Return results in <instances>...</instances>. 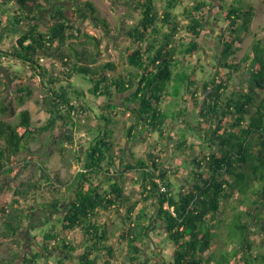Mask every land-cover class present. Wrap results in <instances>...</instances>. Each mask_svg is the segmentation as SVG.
<instances>
[{"label":"trees","instance_id":"1","mask_svg":"<svg viewBox=\"0 0 264 264\" xmlns=\"http://www.w3.org/2000/svg\"><path fill=\"white\" fill-rule=\"evenodd\" d=\"M163 1L161 6L158 0L126 1L139 19L123 24L129 41L121 53L125 70L114 72V62L102 61L101 39L82 29L88 21L104 36L119 33L92 1L13 0L12 24H32L12 48L5 46L6 35L0 34V63L2 59L16 60L39 77L37 85L44 96L36 102L48 118L34 126L27 109L16 110L32 97V89L22 83L7 88L15 105L6 94L1 96L0 115L16 116L17 120L0 118V178L14 179L30 159L44 157L46 151L33 152L30 143L43 132L55 136L63 131L61 125L68 132L55 142L60 144V157L67 161L71 157L74 164L81 161L82 165L69 180L57 175L52 178L42 166L40 178L6 185L12 198L7 206H0V244H20L18 234L27 229L30 214L37 208L50 214L41 219L38 229L53 219L56 225L40 233L42 251L32 250L24 258L13 251L0 264H37L48 253L62 264L74 258V252L76 264H99L95 250L109 241L104 229L110 216L99 217L123 211V232L114 230L125 242L127 261L122 264H165L159 254L145 259L142 255L156 224L164 227L163 242L171 250L167 264H264V255L251 253L255 235H264V43L255 38L250 54L237 61L234 58L235 34L249 32L255 9L245 0H193L176 13L177 0ZM215 3L226 28L213 38L220 56L213 58L211 73L196 54L208 10ZM3 21L2 16L0 27ZM75 75L89 83L86 91L73 87ZM5 81L0 72L1 91L7 86ZM93 98L102 101L98 104ZM173 99H182L184 107ZM168 103L173 109L167 108ZM119 115L130 118L123 128L127 145L157 133L164 148H151L144 158L116 156L112 131ZM87 117L90 125H86ZM92 123L94 128H90ZM174 124L187 132L171 146L163 141L172 138ZM77 131L85 132V144L78 145L83 152L78 149L80 154H68ZM168 148L173 158L178 151L183 157L190 150V158L185 162L181 158L174 168L166 162ZM122 149L120 153L125 152ZM170 167L186 174L178 188L169 176ZM40 180L51 197L37 202ZM222 201L230 202V213L223 215ZM245 201L249 204L241 212L246 223L232 228L235 211ZM222 232L226 239L222 242L235 247L232 255L212 249L213 236ZM76 233L82 238L80 252L71 239ZM261 240L257 247L264 246V236ZM111 250L110 246L103 264H110Z\"/></svg>","mask_w":264,"mask_h":264},{"label":"rangeland","instance_id":"2","mask_svg":"<svg viewBox=\"0 0 264 264\" xmlns=\"http://www.w3.org/2000/svg\"><path fill=\"white\" fill-rule=\"evenodd\" d=\"M90 1H92L94 5L97 7L101 16L107 19L111 28L119 33H114L113 35L109 37L104 36L97 28L93 26V24H91L88 21H86L83 24L82 29L101 39L102 61L114 62V64L117 66V69L114 72H122L125 70V60L121 56V53H122V50L125 48V46L129 44V41L126 40L125 38V33L127 29L125 26H123V24H132L133 21H136L139 19V15L137 12L133 11L130 8V6L128 5V2H126L127 0H114L113 2L111 0H90ZM216 1L219 3L218 0ZM176 3L178 5L174 7L175 10L173 11L176 13H179L182 11L183 7L190 6L193 3V0H177ZM227 3H229V0H227ZM245 3L252 5V7L255 9L254 10L255 16L250 26L249 32L235 34L238 37V41L235 42V45H234V48L236 49V53L234 56L235 61L251 53L250 47L255 38L261 39L262 42L264 43V0H245ZM158 4L161 6L164 4V1L162 0L161 2V0H158ZM218 6L219 4L217 5L215 3V5L212 6L211 9L208 10V17H207L205 30L200 37V43H201V46H199L200 50L196 54V57L199 58L200 63L209 65L208 71L210 72H211V69L214 67L211 65L213 63V58L215 60V59H218L220 56V49L217 47V43L213 41L214 40L213 38L215 34H217L220 31L224 33L225 28H226L219 14L221 9ZM10 8L11 6L8 8L9 11L7 12V14L8 13L10 14ZM4 13H6V11H4L3 14ZM15 61L16 60H13V61L11 60V62L9 61V66L21 72L23 70L22 69L23 66L19 62L16 63ZM34 78H35L34 80H32L31 78L26 79L25 83H22L26 86H29L32 89L33 94L31 95L32 97L28 99L24 105H22L21 107H16V110L19 111L21 109H28L31 113V118H32L31 122L34 124V126H39L40 124H43L44 122H46L48 115L43 109V107L37 104L36 102V100H39L42 96H44V90L40 86L37 85L38 84L37 77H34ZM71 81H72L73 87L82 89L83 91H86V89L90 86L89 83L85 81L79 75H75ZM5 94L9 97L8 99L11 102H13V104L15 105L14 101L12 100L13 97L10 94H8V90L5 89L4 87L2 88V91L0 90V97ZM95 100H100V99L97 98V99H94V101ZM173 100L178 101L177 103L179 107H184L185 102L182 99L180 100L173 99ZM167 108H169V110L173 109V104L171 105V103H168ZM194 109H195L194 104L191 103L189 111L191 112L192 115H193L192 110ZM0 118L8 120L10 122H16L17 120L16 116H1L0 115ZM191 119L192 117L190 116L187 118L188 121H190ZM87 120L88 121L86 125L87 124L90 125L91 122L88 117H87ZM117 120L118 122L115 124V126L113 127V131H112L113 141L116 142V145H117L116 148L112 150L118 153L116 154V156L121 154L124 157H127L128 160H130V154H134L136 158H139V157L144 158L146 155V151L150 150L151 148H156L157 150L158 148H164L162 147L163 145L161 141L159 140V135L157 133H152L151 135H149V137H146L144 139L139 138L138 141L133 142L132 144H130V146L127 145L128 150L126 151V155L123 152L120 153V150L123 147H124L123 149L126 148V139L123 134L124 133L123 128L127 126V124H129L128 122H130L129 121L130 118L128 116L119 115ZM58 124L61 125L62 123L59 122ZM92 124L93 125H91L90 128H94V126L96 125L95 123H92ZM61 126L63 127V131L58 132L55 136L49 137L48 132H43L41 135H39L38 138H36V140L30 143L29 148L31 151L33 152H36L38 150L46 151V155H44V157L40 159H34V160L30 159L28 161L29 163H27L25 166L21 168L20 174L16 175L14 179L5 180L3 179V177L0 178V187H2V189H0V206H7L12 198L11 192L8 190V188H6L7 184L9 186H14L19 183L34 181L37 178H40V174H41L40 169L42 166H45L47 168L46 172H49L52 178H54L55 175H57L64 180H69L71 176L74 175V173L77 170L79 171L82 165L81 161L78 165H76L73 163V160L71 159V157L68 161L67 159L63 160L60 157V154L58 152V149L60 148L59 147L60 144H56L55 142L59 140V138H61L65 133L68 132V129H66L63 125ZM171 128L172 129L170 133H173L172 138L170 140L165 139L163 143L165 144L171 143V146H173L174 142L181 139L182 134L186 133L187 130L184 128L180 130L179 125L175 126V124ZM194 128L198 129V126L194 125ZM192 134L194 135L193 132ZM191 139L193 142H197L196 136H192ZM49 141H50V146L47 147L46 145L49 144ZM79 144L81 145L85 144V132L84 131L75 132L73 143L68 145V148H70L68 154H71L74 151L78 153L80 151L82 153L83 152L82 148H78ZM128 151L130 152V154H128ZM166 151H168V153L166 154V160H167L166 162L170 164L172 163L171 165L174 168L175 166L180 165L181 158L183 159L184 162L190 158V155H189L190 150L187 151L186 154H183V157H182V153L178 151L176 152L174 158H173L174 154L173 153L170 154V152H173L172 149L168 148ZM176 155L178 157H176ZM23 156H24V153L20 157H23ZM172 167H170L169 169V176L172 182L176 184V188H178V185L181 184L183 180L185 179L186 174L182 170H180L179 172L174 171L175 169ZM129 176H131V172L127 174L126 179L129 178ZM126 179L124 180L129 181ZM129 182L125 184L126 187L128 188V191L129 189H132ZM44 184L45 182L40 180V187L35 196L36 197L35 199L37 200V202H40L42 199L43 200L47 198L50 199L51 197V192L47 193V190H46L47 185H44ZM247 204L249 203L245 201L243 204H241L240 209L238 208V210L235 211L236 217L234 218V220H231L232 222L230 221L231 222L230 226L232 228L234 227L235 224L246 223V218L242 214L241 210L245 208L246 206H248ZM32 205L35 206L34 203ZM230 208H231V204L229 201H226L225 203H223L222 201L221 211L223 215L230 213L231 211ZM149 212L150 213L154 212L155 214L154 208H150ZM123 213L117 216L114 215V213L108 214L107 216L104 215L103 213L101 217H99V220L101 218L102 220H104V218L110 216L109 220L106 221L107 228L104 229L106 232V236L109 238V241L106 244L104 243L105 244L104 246L98 245L99 247L95 250V252L97 253L95 255H97L99 259L98 260L99 264L104 263L105 258H107L105 254H107L108 248L110 246L113 249L111 250V256L108 257L109 258L108 261L110 262V264H122L123 262L127 261L125 257V253H124L126 249L125 242L121 241L116 234V232L118 231L123 232V229L121 228L123 227V224L121 223V219L123 218L122 217ZM30 215L31 217H30L29 222L31 224L26 223L25 226L27 229L24 228V230L20 231L18 234V238L20 239V242H21L20 244H13L7 241H3L0 244V259L8 258L10 253H12L13 251L19 252L22 258L25 257L27 252H30L32 250L42 251V248L40 247L42 244L40 233L42 231H47L48 229L51 228V226H55L56 220L53 219L50 222L45 223L43 227L38 229L40 227L41 219L44 220L45 218H50V214L48 216L47 213L42 211V209L37 208V210L35 209V211H32ZM2 220H3V216H2V213L0 212V222ZM156 226L157 227H153L154 229H152L149 233V240L147 241L148 243L146 244V247H143L142 249V255L145 259L149 256L159 254L160 257L163 258V260H165V264H167L168 262H170L169 260H171L172 258L171 250L168 249V246L166 245V243L163 242V240L165 239L164 238V235H165L164 227L161 226L160 224H156ZM115 228L118 231H114ZM250 229L254 230L253 225H251ZM77 233H76L75 238L71 237V239L74 242L76 251L79 250L80 252V249L82 248L83 244H82L81 235ZM263 236L264 235L262 234L255 235L256 241L254 243V248L252 249V252H251L253 256L258 255V254L264 255V246L257 247L258 242L260 243L262 241L261 239ZM213 239L214 240H212V249L216 250V249L221 248L222 249L221 252H226L229 255H232L231 250H233L235 247L234 246L230 247L228 243L222 242V240L225 239V232H222V235L218 234L217 237L213 236ZM217 251L218 250H216V252ZM218 253H220V251ZM52 254L48 253V257H46L45 259H41L37 264H57L55 263L54 259H51ZM74 254H75L74 258L65 260L64 263L62 264H76L77 253L74 252ZM58 255L61 256L63 255V253H59ZM229 258H231V262H232L233 257L231 256ZM250 259H252V257Z\"/></svg>","mask_w":264,"mask_h":264},{"label":"crops","instance_id":"3","mask_svg":"<svg viewBox=\"0 0 264 264\" xmlns=\"http://www.w3.org/2000/svg\"><path fill=\"white\" fill-rule=\"evenodd\" d=\"M12 3H13V0H0V17L1 18H2V16L4 17V21L0 27V34L2 36H3V34L6 35V39L4 40V44L8 48H12V46L15 45L16 39L18 38V36L20 34L24 33L26 30H28L32 24L29 21H24L21 25H18V26L12 24L10 14L9 13L7 14V12L9 11L8 8L12 5ZM4 11H6V13L3 14ZM13 63H15V62H13ZM22 69L23 70L21 72H19L16 69H13L9 66L8 60L2 59V62L0 63V72L2 73L4 79L7 80V81H5V84H7L5 89H7L8 86H12L13 84H16V83H25L26 79L31 78L32 80H34L35 79L34 77H37L38 82H39V77L32 75V73H30L28 71V68L22 67ZM8 82H10V83H8ZM69 96L71 97V95H69ZM91 101L95 102V103L97 102L99 104L100 101H102V99L94 101V98H93V99H91ZM91 105H93V104L91 103ZM92 107H94V106H92ZM94 109H96V108L94 107ZM29 113H30V111H29ZM30 117H31V113H30ZM31 121H32V118H31ZM62 130H63V127H62ZM127 147L128 146L126 144V148H125V152H124L125 155H126V151L128 150ZM128 154H130L129 151H128ZM123 158L127 159V157H124V156H123Z\"/></svg>","mask_w":264,"mask_h":264},{"label":"flooded vegetation","instance_id":"4","mask_svg":"<svg viewBox=\"0 0 264 264\" xmlns=\"http://www.w3.org/2000/svg\"><path fill=\"white\" fill-rule=\"evenodd\" d=\"M48 257V256H47Z\"/></svg>","mask_w":264,"mask_h":264}]
</instances>
